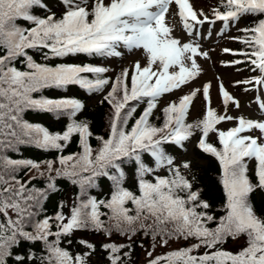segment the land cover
<instances>
[{
  "label": "snow or ice",
  "instance_id": "obj_1",
  "mask_svg": "<svg viewBox=\"0 0 264 264\" xmlns=\"http://www.w3.org/2000/svg\"><path fill=\"white\" fill-rule=\"evenodd\" d=\"M172 4L191 37L188 42L175 37V26L166 22ZM37 7L47 14H34ZM247 17L253 18L252 24L239 29L241 36L232 37L245 49L223 51L246 58L227 65L247 62L251 71L260 73L235 84L253 85L261 91L264 0H220L211 17L195 9L190 0H0V264H9L10 259L14 264H91L96 243L77 239L84 249L79 253L62 246L63 241L71 244L76 232L106 237L99 247L109 264H124L123 257L130 253L123 249L130 248L138 232L151 237L153 248L191 241L150 259L148 264H264V212L257 211L251 198L254 192L264 191V121L228 115V106L239 108L240 102L218 80L224 114L212 107L209 81L202 86L206 102L202 119L187 122L193 100L201 92L195 88L178 103L172 101L163 107L161 125L152 122L164 94L182 88L203 72L197 57L210 59L199 42L202 26L221 21L223 35ZM18 20L30 22V26L24 27ZM121 47L143 49L146 64L136 61L114 80L105 75L109 69L104 66L52 63L55 58L77 55L120 57ZM33 51L43 62L31 54ZM69 86L90 94L103 93L110 86L101 101L112 108L107 138L95 136L87 119H78L85 109L81 99L35 95ZM141 102L146 107L135 117ZM257 103L264 111V98L258 96ZM29 111L68 122L62 132L52 131L29 121ZM131 120L134 123L129 126ZM233 120L238 121L234 127H217ZM253 130L260 135L249 134ZM197 132V147L220 166L224 201L219 216L210 211L212 205L203 198L201 189L194 190L195 177L189 179L181 172V167L190 169V162L175 165L168 150V146L184 148ZM210 134L217 135L220 147L210 142ZM73 136H78L81 151L64 155ZM92 138L99 142L97 147H93ZM21 146L56 151L58 156L40 162L9 155L19 152ZM252 161L254 167H250ZM161 168L169 175H155V182L146 178ZM33 170L36 175L23 178ZM38 178L46 183L37 187L33 181ZM101 178L111 181L107 200L89 194ZM130 178L139 194L125 186ZM61 179L77 187L75 199L70 207L61 200L54 214L42 215L46 202L60 192ZM114 233L124 236L127 243L112 241ZM229 241L234 250L226 247ZM25 243L31 247L18 251ZM148 256L152 257V252Z\"/></svg>",
  "mask_w": 264,
  "mask_h": 264
},
{
  "label": "trees",
  "instance_id": "obj_2",
  "mask_svg": "<svg viewBox=\"0 0 264 264\" xmlns=\"http://www.w3.org/2000/svg\"><path fill=\"white\" fill-rule=\"evenodd\" d=\"M56 11V9H53ZM34 14L37 15H46L47 13L41 10L40 8H34L33 9ZM19 24H21L24 27L30 26V22H26L23 20L17 21ZM243 24L246 23L247 25H251L253 22L252 17H247L242 19ZM248 22V23H247ZM246 25V26H247ZM242 44L243 48L245 49V45ZM120 51L123 50L121 47L119 49ZM31 54L34 55V57L41 61V57L38 53H35L34 51L31 52ZM115 57H107V58H101V57H89L86 55H77V56H70V57H62V58H55L52 63H77V64H83V63H92L100 66H108L109 60L113 59ZM118 59V58H116ZM43 62V61H41ZM23 67V65H19ZM120 68H117V70ZM116 75H118V72L115 71ZM121 73V72H120ZM107 77H110L112 79H115L116 76L111 75V72H107L105 74ZM110 88V87H109ZM108 88L105 89L103 93H88L82 89H80L78 86H69L65 89H46L43 90L42 93L35 94L37 97L40 94H43L45 96L49 97H62V96H74L83 101L85 104V109L83 112L78 116V119H87L90 123V127L92 132L95 134V136H104L107 138L108 132H109V118L112 112L111 105L103 100L104 96L107 94ZM172 102V100L161 103V105H158V108L155 110L154 115L152 117V122L156 125H161L163 123V113L162 109L163 107L167 106L166 104H169ZM203 102V101H202ZM204 105V103H203ZM146 107L145 102H141L139 106L137 107V112L134 114L135 117H138L143 109ZM205 114L204 106H202V109L200 111V117H187V122H194L198 119H202ZM26 118L29 119L31 122H39L44 124L45 126L49 127L52 131H63L65 129V126L67 124L66 118H54L52 114L47 113H40L35 111H29L26 114ZM134 123V120H131L129 122V126ZM200 137V134L197 132V134L192 138L194 139L192 144L191 140L188 142H185L184 148H178L174 146H168L169 152L175 157L174 164L175 165H183L184 162L188 161L190 162V169H184L181 167V172L185 174L189 179H192V177H195L196 183L194 185L195 188H199L202 191L203 198L207 199L209 203L212 205V208L210 211H212L215 215L219 216L222 214V204L224 201L223 196V189L222 185L220 184V166L218 161L211 155L206 154L202 152L197 147V139ZM213 139H210V142L214 143L217 147H220L219 141L217 139V136H213ZM79 138L78 136H73L71 142L68 144V146L64 149L63 154L68 155L71 153H76L81 151L80 145L78 142ZM217 140V141H216ZM91 143L93 147H97L99 142L95 139H91ZM189 150V151H188ZM10 156L13 158H20V159H33L36 161H44L49 159H56L58 156V153L56 151H42L38 150L32 146H21V149L19 152L9 153ZM147 162L150 164V166L154 167V164L148 157H145ZM254 162L252 161L250 164V167H254ZM59 166V165H57ZM27 171V170H25ZM23 175V173H22ZM36 175L35 170L32 172H28L27 175H23L24 179H28L29 176ZM155 175L160 176H166L169 175L166 168L158 169L155 173L152 175L146 177L148 179H152L154 181ZM254 178V177H253ZM33 183L40 187L43 184L46 183V180L44 178H38ZM58 184L60 187V192L53 196L49 201L46 202V210L45 213L42 215H52L54 214L57 209V203L61 200H63L69 207L71 206L72 201L75 199V196L77 194V187L70 184V182L66 180H58ZM126 187H129L132 191L139 194L137 189V184L134 179H129L126 181L125 184ZM112 192V186L111 181H109L106 178H101L97 182V186L93 189L89 190L90 195H94L97 197V199H109ZM252 201L257 209L258 212H264V191H256L252 194ZM129 207H132V205H128ZM65 213L68 212V207L64 208ZM101 211L108 212V209L102 208ZM105 220H107V217H103ZM214 226V225H211ZM74 239L71 244H68L67 241L62 242V246L65 248H68L73 253H79L84 251L82 246H80L76 240L83 237L87 238L88 240L94 242L97 244V252L91 257V264H109L107 255L103 252V250L100 249L99 244L101 241L106 240V237L99 235V234H93L91 232H76L74 234ZM112 241L118 242V243H127L126 238L119 233H114L111 237ZM231 241H229L230 243ZM188 243H191V241H174L170 242V246H161L159 250L153 252V257H156L158 255H165L167 252L177 249L179 247H184ZM228 243V245H229ZM226 245V247L228 246ZM153 246V242L151 240L150 236H144L142 233H137L135 237L132 238L131 246L130 248L126 247L123 249L124 252H129L130 255L128 257H123L124 264H136L138 262V259L142 255L143 248H150ZM31 245L25 243L22 248H20L18 251L23 252L24 248H30ZM37 248H42L41 245H37ZM35 251V249H33ZM201 253L204 251V249L199 250ZM149 261H146L144 263H148ZM9 264H14L13 259L9 260Z\"/></svg>",
  "mask_w": 264,
  "mask_h": 264
},
{
  "label": "rangeland",
  "instance_id": "obj_3",
  "mask_svg": "<svg viewBox=\"0 0 264 264\" xmlns=\"http://www.w3.org/2000/svg\"><path fill=\"white\" fill-rule=\"evenodd\" d=\"M190 2L194 5L195 9L203 10V12L209 17L213 15V9L218 7L220 4V0H190ZM220 10L223 11L224 9L221 7ZM177 12V6L172 4L170 6L169 13L166 15V22L169 25L175 26L173 30V35L175 37L179 38L182 42H188L191 37L183 29L180 17L177 15ZM246 25V23L243 24L241 19L238 24L231 26L229 30L221 35L220 32L223 28V23L221 21H217L214 25L205 23L200 29L202 35L199 39V42L201 44L202 51H207L209 53L210 59L197 57V61L203 68V72L195 80L183 86L182 88L174 90L171 93L164 94L159 99L158 105H161V103H166L170 100L176 101L178 103L181 96L188 94L195 88H200L201 92L198 93L194 98L188 115L189 118L196 116L200 117L202 106H204V110L206 111V102L204 96L202 95V86L210 81L212 84V88L210 90L212 107H214L220 114H224L225 109L222 104V93L218 89V80H220L223 81L225 88L240 102L239 108H236L232 104L228 106V115L233 117L243 116L253 120L264 121V111L260 109L259 104L257 103L258 96L264 98V90L258 91L253 85L235 84V82L238 80H246L253 76L260 75L259 71H251L250 65L247 62L227 65V62L234 60L245 61L246 58L243 55H235L233 53H225L223 51L225 48L232 49L234 52L244 50L242 44H240L239 41L233 40L232 37L241 36L243 33H241L239 29L249 26ZM209 31H211V36L208 35ZM122 53L123 54L120 57H115L106 63L108 64V66H106L109 69L108 72H111V75L117 76L115 71H117L119 75L123 69H131L136 61H139L142 66L146 64V57L143 49L133 51L124 49L122 50ZM117 68L120 69L117 70ZM174 70H178V68ZM245 88H251L252 90L245 91ZM108 90H110V88H108ZM237 123V120L225 121L221 122L219 125H217V127L222 130H227L236 126ZM249 134L259 136L260 132L258 130H253ZM213 136L217 135L210 134V139H213ZM193 140L194 139L191 140V144ZM160 247L161 246H156L153 248V246H151L150 248H143L142 255L136 264H148L144 262L152 259L154 256L153 252L159 250ZM227 247L234 250L232 242H230ZM148 252H152V257L148 256Z\"/></svg>",
  "mask_w": 264,
  "mask_h": 264
}]
</instances>
